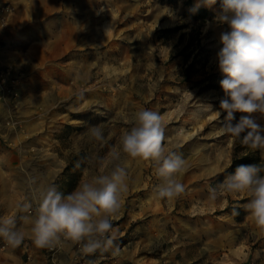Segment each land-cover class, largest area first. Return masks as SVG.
I'll list each match as a JSON object with an SVG mask.
<instances>
[{
	"label": "rangeland",
	"instance_id": "obj_1",
	"mask_svg": "<svg viewBox=\"0 0 264 264\" xmlns=\"http://www.w3.org/2000/svg\"><path fill=\"white\" fill-rule=\"evenodd\" d=\"M1 3H10L14 10L1 35L0 62L13 64V74L21 75L24 91H20L17 102L27 99L23 105L29 111L24 119L32 123L45 121V150L56 156L29 165H25L28 160L24 158L20 171L14 172L17 160L8 162L1 153L9 147L0 149V218L15 214L17 227L28 232L31 225L23 217L31 213L17 211V205L34 203L36 191L51 183L65 194L71 192L85 178L83 170L95 165L93 158L103 157L112 146L120 144L124 131L132 127L128 114L145 108L159 112L163 118L165 151L182 153L188 161V170L181 178L186 192L174 201L154 199V186L161 181L152 164L142 159L130 161L123 212L112 220L116 242L120 251L127 247L129 263L179 264L186 257L190 264H241L245 251L255 255L245 260L246 264H264V228L255 224L244 207L250 197L239 193L222 195L214 204L207 200L209 187L226 176L233 147L229 135L219 134L223 118L214 116L224 95L220 88L223 77L217 66V53L222 47L219 38L228 30L227 25L214 22L221 0L210 6L204 0ZM198 6L212 13L203 22L192 19ZM165 7L170 15H165ZM196 59L186 80L185 70ZM40 96L38 105L35 98ZM6 118L0 120L4 123ZM99 123L105 126L103 144L91 142L86 135L90 125ZM259 123L264 125V117ZM47 137L56 141L51 149ZM26 150L37 151L34 145ZM261 155L264 160V150ZM42 162L59 165L46 174L47 167L39 164ZM69 166L79 168L67 170ZM161 202L169 211L168 223L156 221L147 240L128 246V234L119 236L123 224L128 223L127 217L145 222L146 213L161 211ZM196 239L215 247L213 255L200 257L196 245L191 244ZM29 240L26 238L19 248ZM184 244L190 245L185 256L181 254ZM104 253L112 254L107 262L115 260L111 250ZM0 264H16L13 251L2 239Z\"/></svg>",
	"mask_w": 264,
	"mask_h": 264
},
{
	"label": "clouds",
	"instance_id": "obj_2",
	"mask_svg": "<svg viewBox=\"0 0 264 264\" xmlns=\"http://www.w3.org/2000/svg\"><path fill=\"white\" fill-rule=\"evenodd\" d=\"M204 3L210 6L216 0ZM162 10L170 15L167 7ZM214 22L228 28L220 34L222 47L217 53L224 94L214 110L216 118H223L219 134L241 140L254 151L264 150V125L259 123L264 117V0H221ZM207 108L213 110L211 105ZM127 121L132 127L124 131L120 144L103 157L93 158L95 165L83 170L85 178L71 192L65 194L51 183L36 191L34 203L17 205V211L31 213L23 217L31 225L29 233L17 227L15 214L0 218V239L12 249L30 238L37 248H54L71 241L84 254L111 250L118 255L112 220L123 212L133 159L150 162L160 178L154 186V199L174 201L184 195L181 178L188 170V161L182 153L165 151L160 113L141 108L128 114ZM86 135L91 142H106L103 123L90 125ZM239 193L250 197L244 207L255 224L264 228V163L236 166L221 183L209 187L207 200L214 204L222 195Z\"/></svg>",
	"mask_w": 264,
	"mask_h": 264
},
{
	"label": "crops",
	"instance_id": "obj_3",
	"mask_svg": "<svg viewBox=\"0 0 264 264\" xmlns=\"http://www.w3.org/2000/svg\"><path fill=\"white\" fill-rule=\"evenodd\" d=\"M0 51H1V49H0ZM80 60H81L80 63L83 64V57H81ZM82 73H83V70H82L81 74ZM70 74L72 76L73 72H71ZM23 89H24V87L23 86L21 87V84H20V91L21 90L24 91ZM35 99H36V101L38 100L37 104L39 105L40 101H41V96L36 97ZM25 100H27V99H23V101L20 100L14 106H9L7 104L0 105V118L3 120L6 117H11L17 122V126L14 129H12V128L6 127L3 123V121L0 120V149H2V147L3 148L9 147V150H2V152L4 151L3 153H1L2 158H6V160H8V162L13 161V160H17L18 165H16L12 169V171H14V172L20 171V168H19L21 166L20 162L24 158L28 160V162H26L25 165H29V164H32V162L34 160L35 161L36 160L40 161V159H47L48 160L51 158V156L53 157L52 159L54 160V156H56V154H54L53 152H51L49 150L48 151L45 150V149H48V148H45L46 147L45 145L47 143H44V141H43V139L46 138V136L42 135V133L44 131H48L45 121H39V119H38L37 121L32 123L29 120L24 119V115H26L27 112L29 111L27 106L25 104L23 105ZM47 142H48V144H50L48 146L49 149H51L50 148L51 144H53V142H56V141L49 137ZM30 145H34V147H36V149H37L36 153H30L28 150H26V148L29 147ZM39 164L46 166L47 168L44 171L46 172V174H50L51 172H53L55 169L58 168L59 162H53V164H50V165L48 162H46V163L42 162ZM4 173L6 174L5 176L8 175L6 171H4ZM4 184L7 185V187H9L10 183L8 184V181L5 180ZM1 185H2V183H1ZM2 201L3 200L0 198V203H2ZM160 206H161L160 212H157L155 214H152L149 212L146 213V215L144 216L146 218L145 222L141 223L139 217L136 219H129V217H127L128 223L123 224L122 230H120V232H119L120 233L119 236H123L124 234H128V236H127L128 246L132 245L133 247H135L139 241L147 240L148 239L147 235L149 234L150 230L152 229V225L156 221H158L160 224H167L168 223L169 211L167 212L164 210L162 202H161ZM0 207H1V204H0ZM128 214H131V211H129ZM131 226H132V229L129 231V227H131ZM29 232H30V230L26 233H29ZM151 238H152V240H156V238H154V237H151ZM29 241L30 242L26 243L27 245H24L21 248H16V249L11 248V250L13 251V254L16 258V264H49L46 248H37L31 242V239ZM191 244L196 245L197 254L200 257L213 255L214 250H215V247L206 245L203 242V240L196 239ZM188 246H190V245L184 244L183 249H182V253H181L183 256H185ZM140 248L144 249V245H142V247H140ZM146 248H148V247H146ZM125 249H127V247H125L124 250L120 251V253L118 255H116L114 261L107 262V264L113 263V262H114V264H130L129 258L126 257L127 255L125 253ZM69 252L70 251L68 249H66L62 254H60V257H59L60 264H65L67 262V260L69 258ZM254 256L255 255H252L251 252H245L244 251L242 254V257H240L241 258V264H246L245 260H247L250 257H254ZM120 260H122V263H117ZM160 264H168V263L163 262ZM179 264H190V261H188L186 259V257H184L183 262H181Z\"/></svg>",
	"mask_w": 264,
	"mask_h": 264
},
{
	"label": "built area",
	"instance_id": "obj_4",
	"mask_svg": "<svg viewBox=\"0 0 264 264\" xmlns=\"http://www.w3.org/2000/svg\"><path fill=\"white\" fill-rule=\"evenodd\" d=\"M14 10L10 3L0 4V39L4 29L7 26L8 15ZM21 75L13 74V64H3L0 62V102L9 106H14L20 97ZM4 125L14 129L17 122L7 117ZM66 249L69 252V258L65 264H107L111 258V253L97 251L94 254H84L80 251V246L71 241H64L61 246L46 248L49 264H60L59 257Z\"/></svg>",
	"mask_w": 264,
	"mask_h": 264
},
{
	"label": "trees",
	"instance_id": "obj_5",
	"mask_svg": "<svg viewBox=\"0 0 264 264\" xmlns=\"http://www.w3.org/2000/svg\"><path fill=\"white\" fill-rule=\"evenodd\" d=\"M191 6V3H188ZM211 11L207 8L198 6L195 7V12L192 15V19L196 21L203 22L205 19L209 18L211 15ZM197 63V59L193 60L192 63L186 68V80L190 79V70L194 68V66ZM252 163H264V160L261 155V150H252L248 146L244 145L241 140H235L233 141V147H232V159L231 163L228 166V168L224 171V175L230 174L236 166L240 164H252ZM78 169V166H69L67 170L71 169Z\"/></svg>",
	"mask_w": 264,
	"mask_h": 264
},
{
	"label": "bare ground",
	"instance_id": "obj_6",
	"mask_svg": "<svg viewBox=\"0 0 264 264\" xmlns=\"http://www.w3.org/2000/svg\"><path fill=\"white\" fill-rule=\"evenodd\" d=\"M104 28H105V29H106V28H107V29H110V26H109L108 24H104ZM183 131H184V129L181 128V129H180V132L183 133Z\"/></svg>",
	"mask_w": 264,
	"mask_h": 264
}]
</instances>
